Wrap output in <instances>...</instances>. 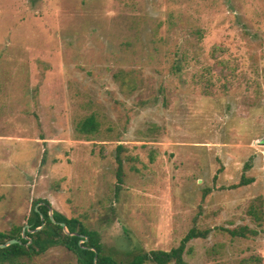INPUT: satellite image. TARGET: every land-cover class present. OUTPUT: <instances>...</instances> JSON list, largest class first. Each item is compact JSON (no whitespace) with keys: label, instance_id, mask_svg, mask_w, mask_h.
<instances>
[{"label":"rangeland","instance_id":"1","mask_svg":"<svg viewBox=\"0 0 264 264\" xmlns=\"http://www.w3.org/2000/svg\"><path fill=\"white\" fill-rule=\"evenodd\" d=\"M35 199L109 250L195 227L187 264H264V0H0V231Z\"/></svg>","mask_w":264,"mask_h":264},{"label":"trees","instance_id":"2","mask_svg":"<svg viewBox=\"0 0 264 264\" xmlns=\"http://www.w3.org/2000/svg\"><path fill=\"white\" fill-rule=\"evenodd\" d=\"M98 130V123L94 116H89L79 122L78 132L82 135H93ZM117 170L116 178L118 181L117 190H120V184L123 179V160L116 157ZM250 180H242L239 185H246ZM51 206L45 199H35L32 202L30 213L25 224L16 225L9 230L0 231V244L11 239H17L20 244H13L6 248L0 249V264H29L34 258L43 256L53 248H63L70 252L76 264H187L184 260L187 244L197 238L206 236V231H199L193 227L181 239L177 247L168 251L164 250H133L127 252H117L109 250L101 241V235L95 230H88L85 224L78 218H67L63 214L52 209V217L49 215ZM254 220L261 221V216L256 209L249 212ZM63 223L69 233H77L82 235L72 236L66 234L61 226ZM29 226L25 230L22 237V230L25 226ZM42 228L33 231L36 228ZM232 236L246 238L247 235H255L256 232L247 227L240 230L231 231ZM30 240V243H28ZM82 241V243H80ZM96 259L94 260V257ZM251 264H256L260 258H250ZM240 264H245L244 261Z\"/></svg>","mask_w":264,"mask_h":264},{"label":"water","instance_id":"3","mask_svg":"<svg viewBox=\"0 0 264 264\" xmlns=\"http://www.w3.org/2000/svg\"><path fill=\"white\" fill-rule=\"evenodd\" d=\"M49 215H50V217H52V209L49 210ZM61 226L63 227V230H64V232H65L66 234H70V235H72V236H80L81 239H84V241L87 240L86 238H83L82 235H79V234H77V233H69V232L67 231V229H66V227H65V225H64L63 223H61ZM28 228H29V226H27V225L23 228V230H22V237H23V238H26L25 235H24V232H25V230L28 229ZM41 228H42V226H40L39 228L34 229L33 231H38V230H40ZM28 243H30V240H28ZM80 243H82V241H80ZM13 244H20V241L17 240V239H11V240H8L7 242H5V243H3V244H0V249L6 248V247H8V246H10V245H13ZM95 259H96V256L94 257V260H95Z\"/></svg>","mask_w":264,"mask_h":264}]
</instances>
